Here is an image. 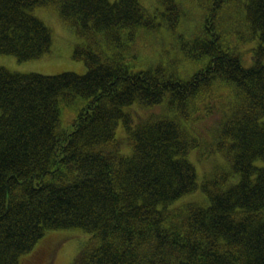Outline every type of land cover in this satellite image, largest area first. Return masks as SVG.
Listing matches in <instances>:
<instances>
[{"label":"trees","instance_id":"1","mask_svg":"<svg viewBox=\"0 0 264 264\" xmlns=\"http://www.w3.org/2000/svg\"><path fill=\"white\" fill-rule=\"evenodd\" d=\"M155 1L0 0L1 55L46 59L51 8L87 66H0V264H264V0Z\"/></svg>","mask_w":264,"mask_h":264},{"label":"rangeland","instance_id":"2","mask_svg":"<svg viewBox=\"0 0 264 264\" xmlns=\"http://www.w3.org/2000/svg\"><path fill=\"white\" fill-rule=\"evenodd\" d=\"M141 2L150 12H153V7L156 8L155 0H141ZM187 4L186 5L191 9L194 7L193 5H195V2H190L188 0ZM191 10L195 11V9ZM37 14L53 30V45L50 55L42 60L20 62L11 55L6 56L0 54V66H4L10 71L20 73H41L45 75H55L62 72L86 73L87 66L85 62L74 57V51L77 46V41L79 40L78 34L74 28L66 25L59 15L57 13L55 14L51 8H42ZM134 44L136 47H139L138 52L143 59L144 54L142 50H146L144 61L148 64L152 60L153 52H156V46L149 45L148 48H141L138 42ZM207 123L212 124L213 120L210 119ZM72 233V230L62 231L63 235ZM81 235L82 236L74 234V237H71V235L64 241L60 240V244L55 243L54 248L51 247L52 252L49 256L48 264H71L78 254L80 246L83 245L86 240L84 239L85 236L83 234Z\"/></svg>","mask_w":264,"mask_h":264}]
</instances>
